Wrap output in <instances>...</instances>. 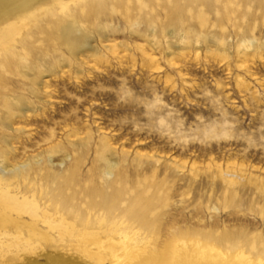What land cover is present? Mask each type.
<instances>
[{
  "label": "rangeland",
  "instance_id": "obj_1",
  "mask_svg": "<svg viewBox=\"0 0 264 264\" xmlns=\"http://www.w3.org/2000/svg\"><path fill=\"white\" fill-rule=\"evenodd\" d=\"M8 25L0 182L129 248L0 206V264H264V0H0Z\"/></svg>",
  "mask_w": 264,
  "mask_h": 264
},
{
  "label": "bare ground",
  "instance_id": "obj_2",
  "mask_svg": "<svg viewBox=\"0 0 264 264\" xmlns=\"http://www.w3.org/2000/svg\"><path fill=\"white\" fill-rule=\"evenodd\" d=\"M176 20L171 19L170 22L174 24ZM4 27L0 29V45L6 46L15 40L16 31L13 29V25ZM0 206L3 210L15 214L18 218H29L27 219L29 223L32 220L41 219L49 229L58 234L62 241L66 237L76 238L77 246L82 247L87 252H92L93 249H96L98 253H102L110 250L111 247L125 250L129 248V243L125 240H116L113 237L108 240L105 239L102 231L96 232L90 230L87 226L82 230H77L73 223L67 222L66 218L62 220L58 217V213H52L46 206L41 207L35 194L27 195L24 191H20V184L12 187L9 182H0ZM120 226L121 224H117L112 232L119 235ZM5 236L7 235L5 234ZM172 251L177 252L175 245H173Z\"/></svg>",
  "mask_w": 264,
  "mask_h": 264
}]
</instances>
